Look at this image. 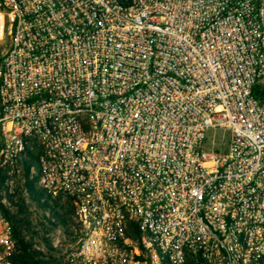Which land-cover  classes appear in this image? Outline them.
<instances>
[{
  "label": "built area",
  "instance_id": "2783aa9c",
  "mask_svg": "<svg viewBox=\"0 0 264 264\" xmlns=\"http://www.w3.org/2000/svg\"><path fill=\"white\" fill-rule=\"evenodd\" d=\"M0 43V190L65 264H264V0H0Z\"/></svg>",
  "mask_w": 264,
  "mask_h": 264
},
{
  "label": "rangeland",
  "instance_id": "374dc122",
  "mask_svg": "<svg viewBox=\"0 0 264 264\" xmlns=\"http://www.w3.org/2000/svg\"><path fill=\"white\" fill-rule=\"evenodd\" d=\"M5 49L6 44L0 43V56ZM26 183L24 175L21 174L13 184L12 193L6 189L0 190V193H3L1 198H5L7 201V205L2 207V210L6 212L12 227H16L24 242L31 246L30 250L39 252L36 256L38 262L65 264L62 251L68 244L65 230L70 222V208L67 204L57 203L55 205L39 196L34 200L26 188ZM47 203L49 208L45 207L48 205ZM52 212L63 217L66 226L55 219ZM57 239L60 241V245L55 247L54 243ZM22 255L21 247L17 243L15 260Z\"/></svg>",
  "mask_w": 264,
  "mask_h": 264
},
{
  "label": "trees",
  "instance_id": "16d2710c",
  "mask_svg": "<svg viewBox=\"0 0 264 264\" xmlns=\"http://www.w3.org/2000/svg\"><path fill=\"white\" fill-rule=\"evenodd\" d=\"M26 178H27V175L25 173L24 179L26 180ZM26 182H27L26 188H28V192L34 200L36 197L39 196L43 200L45 199L46 201H48V199H46L42 194H40L38 191L34 190L33 187L31 186V184L27 180H26ZM53 204L56 205L57 202H53ZM45 207L49 208L50 206L48 204V205H45ZM4 214H5L6 218L8 219L5 211H4ZM52 215L54 217H56L55 219L62 222L63 226H66V223H65V220L63 219V217L59 216V214H54L53 212H52ZM13 234H14L15 239L17 240L18 245L21 247V250L23 253L22 257L18 258L17 260L14 259V261H13L14 264H44V263L38 262V260L36 258V256L39 254V252H35L34 250H32V251L30 250L31 246H29L28 244H26L24 242V240L20 237V233L18 232V230L14 226H13Z\"/></svg>",
  "mask_w": 264,
  "mask_h": 264
}]
</instances>
